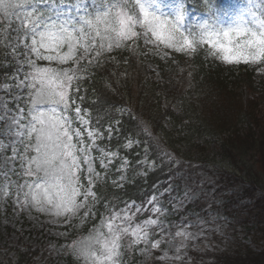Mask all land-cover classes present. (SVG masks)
Instances as JSON below:
<instances>
[{
    "label": "snow or ice",
    "instance_id": "1",
    "mask_svg": "<svg viewBox=\"0 0 264 264\" xmlns=\"http://www.w3.org/2000/svg\"><path fill=\"white\" fill-rule=\"evenodd\" d=\"M44 2L0 0V17L7 22L5 36L15 18L17 41L12 52L20 53L26 65L18 84L27 93L25 106H18L7 120L0 116V125H4L0 131L12 138L11 160L20 163L18 176L34 178L31 183L26 179L15 184L17 199L23 206H35L41 212L54 211L56 215L81 209L84 219L99 215L100 223L89 236L69 244L66 250L77 258L78 264H122L126 238L134 237L127 247L146 243L152 226L162 228V224L152 218L140 221L137 214L141 209H135L134 204L123 208L102 204L107 215L94 212L101 202L92 188L100 174L93 167L96 157L91 152L99 153V167L105 170V162L110 164L118 154L95 143L96 139H105V132L111 136L112 125L105 132L89 131L90 145L84 143L81 128L72 127L74 122L85 128L90 123L84 110L72 107L76 104L70 94L73 81L81 78L77 75L80 71L77 54L82 50L80 59L94 54L98 60L105 52L143 37L145 45L160 41L178 53L191 55L207 45L208 55L226 63H258L264 61V0H249L246 11L227 24L210 18L187 30H182V3L177 4L170 16L154 8L155 0H94L92 8L84 7L81 15L61 19V14L45 11L41 7ZM202 7L212 12L210 0H204ZM37 61H48L49 65L75 61L76 66H41ZM74 90L79 92L78 87ZM0 106L8 112L6 104L0 102ZM70 111L75 113L74 117L68 115ZM17 140L22 148L15 146ZM132 143L128 140L121 147H131ZM85 172L87 188L81 183ZM7 175L5 172V178ZM19 194L23 195V201L19 200ZM4 195H11L10 188ZM159 211L157 208L156 212ZM175 235L186 236L181 231ZM161 242L156 240L152 247Z\"/></svg>",
    "mask_w": 264,
    "mask_h": 264
},
{
    "label": "rangeland",
    "instance_id": "2",
    "mask_svg": "<svg viewBox=\"0 0 264 264\" xmlns=\"http://www.w3.org/2000/svg\"><path fill=\"white\" fill-rule=\"evenodd\" d=\"M178 3H182V0H155L154 8H158L160 12L171 16L175 13ZM226 4L227 8L225 13L219 19V21L224 22L225 24L230 22L232 18L243 14L249 7V0H226ZM200 18L199 20L197 16L193 18L194 26L202 23V15ZM14 20L16 21L15 18H13V22ZM186 20L187 13L184 11L182 30L194 27L193 25L190 26L189 24H186ZM6 31L7 28L5 32ZM11 38H13V40L7 45V53L8 51L12 52V47L17 41L16 29L13 31ZM152 39L154 40L155 38L152 37ZM137 41L139 42L137 49L139 54L136 58L137 63H141V65L146 67L148 71L145 76H139V81L142 82L144 78H148L151 81H160V71L158 70V64H160L159 61L160 59L166 60V57L171 56L173 50L166 48L160 41L148 45L144 44L143 37L134 42L136 43ZM81 55H83L82 50L76 57L81 63L83 61L88 63L95 60L94 54L93 56H85L84 59H80ZM112 58H114V60ZM112 58V61H121L119 57L116 58L113 56ZM15 59L19 65L17 72L14 74H7L6 76L3 75L0 78V102L6 104L8 109V112L6 113L4 107L0 106V116L5 117L6 120L11 114L15 113L19 104L25 106L27 102V93L23 92L18 87L19 80L23 78L22 72L23 70H26L25 62H19L18 56ZM217 61H219L218 58ZM40 62L43 63L44 66L62 68L76 66L75 61H70L68 64L63 65H58L54 62L49 65L48 61ZM223 62L224 67H234V63ZM37 63H39V61H37ZM243 65H245L243 67H258L257 72L259 73L264 71V61L258 63H244ZM115 67L121 66L117 64ZM186 67L194 66L189 65ZM239 69L240 68L236 70L239 71ZM191 72L192 70L188 69V76H191ZM191 78L192 77H187V79ZM187 79L181 75V78H179V80H181L179 83V89L181 88L183 90L188 88L190 80ZM241 82L237 84L234 83V89L236 94L241 95L240 97L243 99V103L250 99L258 100L259 103H261L259 108L264 109V91L260 88L259 90L250 88L246 83L247 81ZM212 86L219 87L218 84L216 85L214 83H212ZM205 91L206 93L204 95L208 97L211 91L208 88H206ZM163 105L166 106V103L162 101V106ZM176 109L180 111L178 106H176ZM68 115L71 117L70 112ZM74 123L72 127L81 128L84 143L88 145L92 144V139L88 137V132L96 131L98 129L91 126L90 123L86 128L79 123L75 126ZM0 127H4V125H0ZM181 129L182 132L179 136L186 133L188 130L187 124H184V127H181ZM206 139L210 138H204V140ZM175 140L173 139V141ZM17 142L18 140L16 143ZM127 142L128 141H126L125 144ZM95 143L101 148H105L118 154L116 158L111 160L110 164L107 162H105V164L106 170L114 164L117 165L115 173H118V175L115 182L119 185L124 181L127 171L131 173L136 170L143 172L146 169L152 168L156 163L155 160L148 159L150 156H156L157 158L165 156L170 162L174 163L173 166H169L170 170L174 172V175H170L168 184L163 190L154 191L152 194L146 196L143 200V204H126H134L135 209H141L137 214L140 221L152 218L158 220L160 224H162V228L152 226V229L149 232L148 242L146 243L142 241L131 247H127V244L130 243L134 237L130 236L126 238L125 250L128 253L135 250V256L130 257V261L127 262V264H152V260L155 256L161 257L170 262H180L182 260L189 261L195 253L203 254L207 251L223 249L231 250L236 240L238 242L240 240L245 241V243H248L257 249L264 248V234L261 232V229L258 231L256 227L258 225L257 222L260 219V216L257 214L259 209H257L255 214L252 213V201L246 199L242 193L241 185H238L234 180L223 178L220 171L216 169L218 165L216 160H218V158L213 156L217 148L216 145H218L216 141H211L207 145L206 143H202V140H195L194 145H202V147L198 149L188 141L177 142L174 143V147L171 144L167 150H164V142L155 139L154 150L149 144H147L145 147L141 148V150L135 151L137 154H140L135 157H143L133 166L130 164V155H120L116 149L104 145L103 141L99 139H96ZM134 145L136 144L132 143L131 147H128V149L132 148ZM206 145L208 152H201L199 149L204 148ZM7 147L11 149L12 138L6 132L0 131V149L5 153ZM207 154H209L210 157H204V155ZM4 155L5 156L0 164V171H2L0 174L4 178L0 184V195L3 198L10 197L14 203H17L18 207L16 206L14 211L15 215L13 220H8L9 223L5 218H0V259L7 261V258H13L15 252L10 250L13 246L27 247L26 245L28 244L37 248L39 251V254L33 258L34 264H68L67 259L69 257H73V259L76 257L66 250L67 246L73 242L87 238L93 227L100 223V219L97 222H93L94 224L88 227L86 223H81V220L84 219L82 218L83 209L78 212H62L61 215H56L54 211L41 212L38 210V207L31 205L23 206L17 199L18 193L15 188V181L11 180L10 176L5 178V172H11L15 166V163L11 160L12 151H9ZM91 156L96 157L93 167L96 172L100 174L99 178L95 180V184L104 174H106L107 171L99 167L101 159L99 153L92 151ZM203 158H205L209 165L201 164ZM123 160H126L128 163L124 164L122 162ZM201 166L208 167L203 169L204 171L198 170L197 167ZM83 174L86 175V172ZM33 179L34 178H32V180ZM32 180H28V182L31 183ZM81 183L85 188L88 187L87 180ZM11 184H13V186H11ZM9 188L11 195H4L5 190ZM23 199V195L19 194V200L23 201ZM195 199L202 203L200 208L186 207L189 200L191 202ZM229 199H232V201L228 204ZM157 208L160 209L159 213L156 212ZM135 209H133V212ZM22 211H26L28 217L26 223L23 222L20 217ZM106 215L107 213L105 216ZM17 216L25 225L23 229L28 231L33 230V232H27L24 236L17 234L15 231L9 232L7 224L15 226V222L18 221ZM73 221H77L81 224L79 227L77 226L75 235L71 227V222ZM248 226L254 227L253 231L249 234L246 233ZM17 227L19 228V226ZM178 231L184 232L186 236H176L175 233ZM72 235H74L73 238L71 237ZM156 240H161L162 242L158 247H152V244ZM177 248H179V252H177Z\"/></svg>",
    "mask_w": 264,
    "mask_h": 264
},
{
    "label": "trees",
    "instance_id": "3",
    "mask_svg": "<svg viewBox=\"0 0 264 264\" xmlns=\"http://www.w3.org/2000/svg\"><path fill=\"white\" fill-rule=\"evenodd\" d=\"M133 63L138 64L132 56L130 64ZM175 66L177 65L175 64ZM204 66L206 64L202 63L194 68L197 70L195 76L197 80L194 81L196 84L187 90L179 89V81L173 78L176 77L175 75L165 73L166 70H170L177 74L180 67L163 69L165 80L159 87L168 100L171 99L174 102L175 98L181 102L179 115L160 107V97L157 95L159 88L155 84L151 83L152 88L143 87V93L139 98H135L133 93L129 92L128 81L118 84L117 82L120 80L112 78L113 76L110 77V80L103 77L99 85L89 87L86 107L90 109L92 122L97 123L98 126L101 125L100 127H103L107 122L119 120L121 137L141 136L140 119L143 118L160 126L166 136L171 139L174 138V131L164 128L163 119L166 118L172 122L171 126L175 129L178 124L183 126L187 124L188 130L185 133V139L190 144L193 142V145L195 140H202V143L208 145L211 140H204V138L219 137L217 151L214 154L211 152L219 160L216 161L219 165L218 168L224 171V178L234 180L238 185H241L244 196L252 201V212L255 214L259 209L257 214L260 219L257 224L261 232L264 233V109L259 108L261 103L258 100L250 99L243 103L240 95L228 90L226 84H223V77L220 74L214 75V72H211L212 68L217 67ZM111 68L114 67L103 68L102 76H106ZM124 68H126L124 73L121 71L122 69H118V73L121 74L120 79L123 75L128 78L130 74L145 73L146 71V68L140 64L139 67ZM98 74L99 71L95 70L92 76ZM238 80L249 82V87L252 89L255 87L256 90L260 88L264 91V75H259L254 70L241 74ZM254 82L257 86L253 84ZM212 83L218 84L219 87L212 86ZM206 88L211 91L209 95L207 94L208 97L204 95ZM195 93L199 103L193 96ZM127 98H130L131 102L134 100L137 107L129 116H119V112H115V106ZM101 117L102 120H100ZM181 127L180 125L176 133L182 132ZM121 137L119 138L122 139ZM207 145L199 150L208 152ZM194 147L198 149L200 145L196 144ZM204 157H210V155L207 154ZM202 161L207 164L205 159ZM137 184L136 182V184L126 187L123 194L137 195L138 190L135 189ZM122 189L114 188L107 180L96 186L101 203L113 198L115 193L121 194ZM31 250V247L18 249L16 251L17 262L8 264H32L34 252ZM212 264H264V249L254 250L249 245L238 242L229 253H222L215 257Z\"/></svg>",
    "mask_w": 264,
    "mask_h": 264
}]
</instances>
